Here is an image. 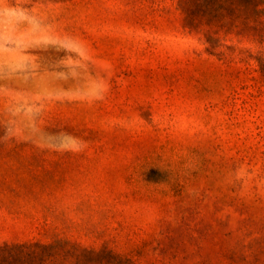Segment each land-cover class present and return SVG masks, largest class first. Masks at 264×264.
I'll return each instance as SVG.
<instances>
[{"label": "rangeland", "instance_id": "obj_1", "mask_svg": "<svg viewBox=\"0 0 264 264\" xmlns=\"http://www.w3.org/2000/svg\"><path fill=\"white\" fill-rule=\"evenodd\" d=\"M182 8L0 0L1 245L264 264V28Z\"/></svg>", "mask_w": 264, "mask_h": 264}, {"label": "trees", "instance_id": "obj_2", "mask_svg": "<svg viewBox=\"0 0 264 264\" xmlns=\"http://www.w3.org/2000/svg\"><path fill=\"white\" fill-rule=\"evenodd\" d=\"M188 26L208 24L210 27L246 26L253 22L256 29L264 28L260 6L264 0H180ZM198 9V14L193 10ZM196 25V26H198ZM212 47L220 41L213 33L207 37ZM213 52V51H212ZM216 54L226 56L223 51ZM264 76V55L255 56ZM121 261L112 250L84 247L68 240L53 242L28 241L0 244V264H113Z\"/></svg>", "mask_w": 264, "mask_h": 264}]
</instances>
